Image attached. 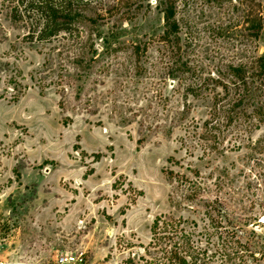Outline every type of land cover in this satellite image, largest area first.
Instances as JSON below:
<instances>
[{
    "label": "rangeland",
    "instance_id": "1",
    "mask_svg": "<svg viewBox=\"0 0 264 264\" xmlns=\"http://www.w3.org/2000/svg\"><path fill=\"white\" fill-rule=\"evenodd\" d=\"M89 2L95 60L63 85L18 30L0 39V264H146L155 215L203 225L212 200L264 256V125L239 150L235 133L205 150L184 123L206 102L172 79L177 58L206 75L261 54L264 19L259 38L243 20L259 4L264 17V0H176L179 50L163 38L162 0Z\"/></svg>",
    "mask_w": 264,
    "mask_h": 264
},
{
    "label": "trees",
    "instance_id": "2",
    "mask_svg": "<svg viewBox=\"0 0 264 264\" xmlns=\"http://www.w3.org/2000/svg\"><path fill=\"white\" fill-rule=\"evenodd\" d=\"M175 1L161 2L163 38L179 50ZM250 15L248 12L243 20V30L247 36L259 38L264 19L262 5L254 16ZM97 27L98 8L89 0H0V39L7 37L8 28L18 30L17 39L44 52L43 65L56 74L52 80L55 85L62 84L70 72L78 77L90 69L97 51L91 35ZM174 60L172 79L179 81L184 98L191 96L206 102L205 118H191L184 123L185 134L201 140L203 148L211 151L218 148L219 140L227 133H235L229 149L239 150L242 142L237 138L264 125V50L246 60L229 61L223 69L206 75L196 74L181 58ZM203 216L206 221L199 225L182 216L155 215L149 228L150 240L144 248L150 257L146 264H226L230 254L239 264H264V256L257 257L250 250L252 244L242 243L225 224L226 210L221 202L206 201Z\"/></svg>",
    "mask_w": 264,
    "mask_h": 264
},
{
    "label": "built area",
    "instance_id": "3",
    "mask_svg": "<svg viewBox=\"0 0 264 264\" xmlns=\"http://www.w3.org/2000/svg\"><path fill=\"white\" fill-rule=\"evenodd\" d=\"M260 222L261 223H264V216H262L261 218H260ZM81 262L82 261V258L81 257H74V256H67V255H65V256H60L59 258H58V262L59 263H64V262Z\"/></svg>",
    "mask_w": 264,
    "mask_h": 264
}]
</instances>
